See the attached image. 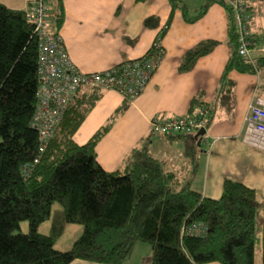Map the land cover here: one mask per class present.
<instances>
[{
  "label": "trees",
  "instance_id": "obj_1",
  "mask_svg": "<svg viewBox=\"0 0 264 264\" xmlns=\"http://www.w3.org/2000/svg\"><path fill=\"white\" fill-rule=\"evenodd\" d=\"M246 1L251 14L252 5ZM166 2L165 28L174 12L179 11L182 21L193 23L208 6L203 4L189 16L182 0ZM217 3L228 19L230 51L219 82L224 87L230 83L228 72L254 74L264 67V57L253 58V64L238 57L231 14L222 2ZM61 22L59 14L56 30ZM150 22L145 20L144 26H151ZM214 45L198 42L184 53L180 69L191 68ZM36 59V38L24 11L0 5V264H69L74 260L126 264L137 244L149 248L150 256L143 259L147 264H253L254 191L230 177L222 179L216 199L192 190L197 168L195 133L166 137L183 143L191 166L183 183L164 171L145 148L133 150L122 169L102 170L95 148L110 124L82 145L73 141L99 100V90L76 92L37 162L24 173L22 167L32 163L38 149L37 133L30 126L36 105ZM193 101L186 116L200 106ZM212 114L209 109L204 129ZM53 202L60 205L61 216L50 234H41L37 228L48 219ZM21 221L27 223L25 233L18 231ZM67 223L81 225L82 232L68 250L57 251L53 243ZM260 232V264H264V201Z\"/></svg>",
  "mask_w": 264,
  "mask_h": 264
},
{
  "label": "crops",
  "instance_id": "obj_2",
  "mask_svg": "<svg viewBox=\"0 0 264 264\" xmlns=\"http://www.w3.org/2000/svg\"><path fill=\"white\" fill-rule=\"evenodd\" d=\"M27 2L0 0V5L23 11ZM205 3L208 6L199 20L186 23L176 11L165 28L169 14L166 0H49L50 12L61 14L62 17L56 31L64 50L81 73L98 72L137 59L146 54L156 39H159L162 48L163 54L154 73L131 103H125L122 97L112 91H100L99 100L72 137L77 145H82L99 128L110 124L95 148L96 162L102 170L112 172L122 169L128 163L131 152L139 150L134 149L135 146L142 143V148L162 165L164 171L173 173L178 179L182 172L189 173L191 166L184 155L183 143L152 135L149 121L153 118L164 120L186 116L192 100L194 103L207 104L213 111V121L204 129V135L210 134L212 138L206 144L211 148L210 154L216 142L232 140L237 144L233 146L226 142L218 146V151L225 153L235 150L240 154H250L251 157L252 151L256 157L264 156V151L251 148L242 141V118L253 91L264 100V67L254 73L257 76L255 86L251 82L254 78L252 74L230 71L227 74L229 85L221 87L220 76L230 51L226 35L227 14L217 0H183L189 16ZM250 3V29L255 44L253 57L261 58L264 57V53L259 51L264 48V0H250ZM254 13L259 14L258 18H255ZM145 20H151V26H144ZM202 41H212L215 45L208 54L196 59L191 68L181 70L184 53ZM247 84L250 89L245 94L243 89ZM118 109L120 111L116 112ZM110 110L113 111L108 116ZM114 111L115 115H112ZM126 111L129 114L128 123L115 126L114 120L124 117ZM175 143L182 145L181 156ZM197 155L196 147V159ZM208 163L214 164V160L209 159ZM229 170L236 174V168L231 166ZM238 174L244 175L241 172ZM221 181L222 177L215 174L205 176L199 193L205 198H218ZM240 182L249 187L245 182ZM69 264L96 263L74 260Z\"/></svg>",
  "mask_w": 264,
  "mask_h": 264
},
{
  "label": "built area",
  "instance_id": "obj_3",
  "mask_svg": "<svg viewBox=\"0 0 264 264\" xmlns=\"http://www.w3.org/2000/svg\"><path fill=\"white\" fill-rule=\"evenodd\" d=\"M229 10L235 28V50L238 57L253 64L254 41L251 37V14L246 0H219ZM24 18L36 38V105L30 126L37 133L38 149L31 164L24 165V173L34 165L52 136L65 108L80 89L112 91L131 103L144 89L154 73L162 48L154 40L145 55L121 62L111 68L81 73L69 60L60 36L55 29L58 17L50 12L49 0H28ZM264 53V48L259 50ZM209 116L205 105L197 107L191 116L149 121L152 135L172 137L196 133L204 129ZM242 141L251 148L264 151V100L254 90L242 118Z\"/></svg>",
  "mask_w": 264,
  "mask_h": 264
},
{
  "label": "rangeland",
  "instance_id": "obj_4",
  "mask_svg": "<svg viewBox=\"0 0 264 264\" xmlns=\"http://www.w3.org/2000/svg\"><path fill=\"white\" fill-rule=\"evenodd\" d=\"M254 15L255 18H258L259 16L258 13L257 14L254 13ZM252 76L254 78L251 80V82L253 81V83H255L254 84L255 86L257 82L256 81L257 79L255 80V77L257 78V76L255 74H252ZM246 77L249 78V76L247 75ZM249 89L250 86L249 84H247V86L244 87L243 92L247 94ZM195 98L196 100L198 99L197 95ZM202 103L203 102H200V106L202 105ZM197 107L198 106L196 107L194 106V111L197 110ZM113 110H110L107 115L109 116ZM117 111L118 110H116V112ZM112 115H115V111L113 112ZM114 121H115L114 122L115 126L117 124H121L124 122L128 123L129 114L126 111L124 117L122 118L117 117V119H115ZM212 121L213 120H211L210 122L212 123ZM211 139L212 138L210 134H208V136L204 135L200 139L201 141L199 146H196L198 155L196 161L194 162L197 163V168H196V174L192 180L190 188L196 192H199L204 177L205 176L209 177L215 174L217 176L222 177V179L224 177H230L232 179L238 180L239 182L243 181L249 186V188H251L254 191L256 212L254 219L255 229H254V240H253V264H260V256H261L260 218H261V204L264 201V156L256 157L252 153V151H251L252 157L249 156L250 154H240L235 150L232 151L230 150V152H225V153H221L218 151V146L222 144H226V142H228L229 144H233V146L236 145L237 142L232 140H227V141L220 140L216 142L211 150L212 154H210V150H209L210 147L208 148L206 144L207 142L210 143ZM174 146H176L177 149H179L180 151L179 155L181 156L183 150L182 145L180 143H175ZM142 147L143 145L141 143L138 146H135L134 149H140ZM209 159H213L214 164H209L208 163ZM231 166L236 168V174H233V172L229 170ZM238 172H241L244 175L239 176ZM188 176L189 173L185 174V171L182 172L181 175L179 176L180 182L181 183L185 182ZM60 216H61V207L57 202H53L50 206L49 218L38 226L37 231L41 234H50L52 225L57 223ZM18 227H19L18 228L19 232L25 233L27 230V223L25 221H21L19 222ZM81 232H82L81 225L71 224V223L64 224L60 236L53 243V248L57 251L68 250L71 247L72 243L80 236ZM148 256H150L149 248L144 244H137L133 253L131 254L128 264H147L145 262H142L141 260Z\"/></svg>",
  "mask_w": 264,
  "mask_h": 264
},
{
  "label": "water",
  "instance_id": "obj_5",
  "mask_svg": "<svg viewBox=\"0 0 264 264\" xmlns=\"http://www.w3.org/2000/svg\"><path fill=\"white\" fill-rule=\"evenodd\" d=\"M205 130L204 129H199L195 135H194V139L198 138V142L196 143V145L198 146L199 140L201 139V137L204 135Z\"/></svg>",
  "mask_w": 264,
  "mask_h": 264
}]
</instances>
